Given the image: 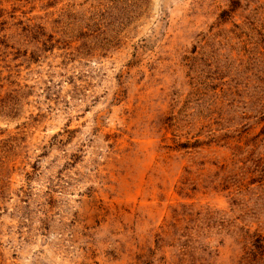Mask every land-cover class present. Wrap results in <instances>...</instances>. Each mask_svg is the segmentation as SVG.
I'll return each mask as SVG.
<instances>
[{"label": "rangeland", "instance_id": "374dc122", "mask_svg": "<svg viewBox=\"0 0 264 264\" xmlns=\"http://www.w3.org/2000/svg\"><path fill=\"white\" fill-rule=\"evenodd\" d=\"M0 264H264V0H0Z\"/></svg>", "mask_w": 264, "mask_h": 264}]
</instances>
